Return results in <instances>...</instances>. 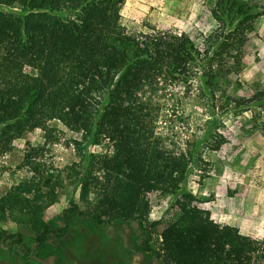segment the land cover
I'll return each mask as SVG.
<instances>
[{
    "label": "trees",
    "instance_id": "1",
    "mask_svg": "<svg viewBox=\"0 0 264 264\" xmlns=\"http://www.w3.org/2000/svg\"><path fill=\"white\" fill-rule=\"evenodd\" d=\"M125 1L0 0V149L10 150L15 139L36 129L50 131L52 120L82 133L88 144L109 141L114 148L112 155L89 153L77 169L70 168L80 196L69 202L57 227L40 214L58 201L62 175L54 185L37 160L41 147L26 151L23 165L31 178L0 197V244L19 247L25 259L32 257L28 237L2 230L8 213L19 214L35 231L36 249L64 237L76 218H91L97 226L115 219L148 221V194L161 184L176 191L189 163L156 132L153 94L161 85L190 86L196 72L212 88L240 64L249 34L264 15L262 0H216L217 26L201 50L186 33L128 30L121 16ZM234 101L264 107V89ZM202 202L189 192L180 195V214L162 232L159 258L167 264H264V237L216 222ZM145 251H152L149 239Z\"/></svg>",
    "mask_w": 264,
    "mask_h": 264
},
{
    "label": "rangeland",
    "instance_id": "2",
    "mask_svg": "<svg viewBox=\"0 0 264 264\" xmlns=\"http://www.w3.org/2000/svg\"><path fill=\"white\" fill-rule=\"evenodd\" d=\"M215 2L126 0L122 23L138 34L160 30L186 33L204 50L217 26L212 14ZM200 75L196 72L190 86L161 85L153 94L159 106L156 132L165 147L184 153L189 163L185 180L176 191L161 184L148 194L150 214L145 224L127 218L97 226L91 218H76L64 237L50 239L47 246L36 249L31 241L35 231L18 220L19 214L8 213L2 230L28 237L32 257L25 259L17 246L0 244V264H167L158 255L161 235L179 217L176 201L183 192L203 201L198 205L209 210L216 222L217 216L227 211L228 219L238 222L243 235L262 239L264 107L249 103L237 106L234 100L248 99L264 89V15L249 34L238 66L227 69L209 89ZM48 126V132L36 129L15 139L10 150L0 149V197L31 178L30 168L23 165L25 153L30 147H41L37 160L53 175L52 183L56 184L60 174L63 178V185L56 190L58 201L40 214L43 221L57 227L62 225V213L69 202L80 196L70 168L77 169V163L89 153L112 155L114 148L109 141L88 144L82 133L58 120ZM222 139L220 149L213 150L212 145ZM147 239L151 252L145 251Z\"/></svg>",
    "mask_w": 264,
    "mask_h": 264
},
{
    "label": "crops",
    "instance_id": "3",
    "mask_svg": "<svg viewBox=\"0 0 264 264\" xmlns=\"http://www.w3.org/2000/svg\"><path fill=\"white\" fill-rule=\"evenodd\" d=\"M211 210V209H210ZM227 212V211H226ZM224 213L223 215L217 216L219 218V220H217L219 223L221 224H226V225H232V226H236L239 227L238 222H234L233 220H229L228 219V213ZM213 214V213H212ZM214 216V214H213ZM222 216V217H221Z\"/></svg>",
    "mask_w": 264,
    "mask_h": 264
}]
</instances>
